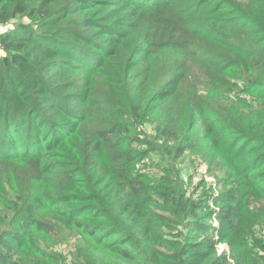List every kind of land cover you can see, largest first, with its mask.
I'll list each match as a JSON object with an SVG mask.
<instances>
[{"label":"trees","instance_id":"16d2710c","mask_svg":"<svg viewBox=\"0 0 264 264\" xmlns=\"http://www.w3.org/2000/svg\"><path fill=\"white\" fill-rule=\"evenodd\" d=\"M12 21L0 264H264V0H0Z\"/></svg>","mask_w":264,"mask_h":264},{"label":"rangeland","instance_id":"374dc122","mask_svg":"<svg viewBox=\"0 0 264 264\" xmlns=\"http://www.w3.org/2000/svg\"><path fill=\"white\" fill-rule=\"evenodd\" d=\"M16 20V19H15ZM16 25V21H12L11 23H8L7 25H0V34L4 33L11 28H14ZM6 55V52L3 48L0 46V57H3ZM184 171L186 173H190L191 177H189L188 180V187L189 188H194L200 180L204 179V187L203 189L206 190L210 187V185L217 191L219 189L218 184V177L214 175H210L209 172H207L208 166L204 164L199 158L196 160L195 156L193 153H187L185 156L184 160ZM13 191H10L9 194L5 196H13L12 194ZM202 190H200L199 194H201ZM62 239L59 241L55 240H48L46 238L41 237V244L43 246L51 247L52 251H56L57 249L62 251L64 250L65 252H68L69 250H72L75 248L76 245V236L72 234L71 232H65L62 233L61 236ZM227 245L226 244H221L218 246L219 253H222L226 249ZM234 264V262H231Z\"/></svg>","mask_w":264,"mask_h":264}]
</instances>
